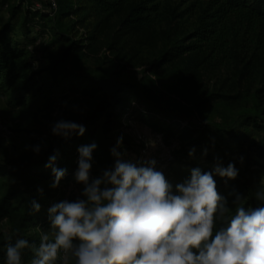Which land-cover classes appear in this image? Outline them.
<instances>
[{
  "label": "trees",
  "instance_id": "trees-1",
  "mask_svg": "<svg viewBox=\"0 0 264 264\" xmlns=\"http://www.w3.org/2000/svg\"><path fill=\"white\" fill-rule=\"evenodd\" d=\"M12 1L0 0V13L7 9L8 14L7 21L0 23V94L9 97L13 106L31 103L49 110L60 104L56 98L76 96L95 100L90 114L75 120L85 126L83 135L73 133L67 139L55 136L48 144L40 146L39 154L0 164V178L14 177L23 184L52 182L51 169L44 165L53 153L58 154L56 166L67 170L60 182L69 181L77 168V147L91 143L96 133L95 124L100 119L102 128L110 131L123 127L122 118L137 112L146 119L148 127L167 139L174 135V127L181 129V139L199 131L200 137L195 141L200 144L205 136L204 126L196 121L198 116L207 108L247 99L251 89L244 83L254 74L264 53V0H196L195 28L163 45L157 58L149 65L153 73L167 66H179L174 72L176 83L172 91L177 102L165 104L154 82L143 78L135 81L122 76L128 69L143 64L141 49L152 45L150 33L158 7L151 5V0ZM36 4L41 7L36 9ZM90 11L100 17L93 34L79 41L72 39L70 31L78 22L67 20L80 13L87 17ZM114 19L119 23L109 45V51L114 54L110 61L114 75L68 69L65 60L94 54L98 39ZM15 23H19L22 29L34 28L38 37H49V48L61 44L68 47L61 56L53 57L41 72L35 71L28 44L18 42L12 35ZM225 71L233 73V78L224 77ZM42 73L50 76L49 86L42 81ZM256 93L259 103L254 110L244 112L240 117L244 128L259 134L264 133V84ZM165 123L167 127L163 126ZM213 125L216 133L228 135L236 145L242 146V137L236 136L229 127ZM256 155L264 160V140L257 146ZM182 163L180 169L170 174L175 184L188 178L192 168L210 171L193 161L184 160ZM214 178L217 191L226 197L227 206L234 208L235 194L243 197L237 191L236 183L218 176ZM46 196L33 195L31 199L42 206V199ZM244 202L245 207H258L251 200ZM2 221L10 224L13 242L22 237L38 244L36 230L44 227L48 219L42 210L35 214L30 212L28 200L24 199L21 187L15 184L0 199V223ZM7 242V237L0 235V264L5 261ZM31 258L32 253L26 252L25 264H29Z\"/></svg>",
  "mask_w": 264,
  "mask_h": 264
},
{
  "label": "clouds",
  "instance_id": "clouds-1",
  "mask_svg": "<svg viewBox=\"0 0 264 264\" xmlns=\"http://www.w3.org/2000/svg\"><path fill=\"white\" fill-rule=\"evenodd\" d=\"M85 131L65 119L51 127L52 135L63 139ZM96 148L95 141L77 147L73 180L82 185L79 195L47 209L49 228L41 229L38 244L8 236L4 264H25L26 252L32 253L29 264H264V184L253 193L262 205L256 208L245 207L238 193L229 208L217 191L214 177L238 176L234 163L225 167L217 158L210 171L192 168L174 185L154 159H123V136H118L110 149L114 164L91 178ZM32 151L39 154L40 145ZM195 151L192 147L189 157ZM57 159L53 153L44 165L51 169L53 189L67 172L56 166ZM37 192L43 194V188ZM28 206L32 214L41 208L35 199Z\"/></svg>",
  "mask_w": 264,
  "mask_h": 264
},
{
  "label": "rangeland",
  "instance_id": "rangeland-1",
  "mask_svg": "<svg viewBox=\"0 0 264 264\" xmlns=\"http://www.w3.org/2000/svg\"><path fill=\"white\" fill-rule=\"evenodd\" d=\"M15 1L17 0L12 2ZM41 1L44 2L45 0ZM151 1V5L158 7L155 24L150 33L152 35V45H145L141 49L143 64L128 69L122 76L135 81L143 78L146 81L154 82L162 102L171 104L177 102L172 91L176 83L174 72L179 66H167L159 72L153 73L150 72L149 65L157 58L163 45L189 34L195 28L198 0ZM35 7L38 9L41 6L36 4ZM7 16V9H3L0 13L1 24L7 21ZM99 20L100 17L91 11L87 17H85V13H80L77 17H70L67 21L78 22L70 31V37L77 41L83 40L86 36L93 34ZM14 26L12 35L18 42L28 44L30 60L35 71L41 72L43 68L50 64L53 57L61 56L62 52L68 47L67 44H61L49 48V37H38V33L34 28L30 30L22 29L19 23L18 25L15 23ZM118 28L119 23L115 19L112 20L106 33L98 39L94 54L86 55L82 59L70 58L65 60L64 63L67 68L91 74L107 72L106 74L112 77L114 74L110 61L113 60L114 54L109 51V45L113 42ZM224 77L233 78V73L225 71ZM41 78L46 85L51 84L48 73H42ZM263 84L264 53L254 74L244 83L245 87L251 89V94L247 99L236 104L207 108L202 115L198 116L196 121L204 126L203 133L205 136L200 144L195 141L200 137L199 131L187 139H181V129L174 127L173 136L168 137V139L165 136L163 137L165 148H173L174 163L172 165L164 163L165 150L158 145L157 140L154 138L155 134L158 133L148 127L146 119L137 112L133 116L129 113V115L122 118L123 127L110 131H105L102 128V119H100L95 124L96 133L90 141H95L97 144L93 154L94 163L91 178L100 176L104 169L110 168L114 164V157L111 156L110 149L115 146L117 137L123 136V159L132 160L133 162L154 159L157 170L162 171L172 183L170 174L174 170L180 169L184 160L193 161L197 165L210 170L217 158L222 161L225 167L229 162L234 163L235 167L239 169V173L236 179L231 181L236 183L237 191L242 193L245 201L251 200L256 206H262L253 193L260 184H264V160L257 158L256 155V148L264 140V133H254L250 128H244L240 116L244 112L254 110L255 105L259 103V100L255 97L256 92L263 88ZM56 99L59 100L60 104L49 110L31 103L23 106H13L9 97L0 94V128L6 130V134L0 132V164L6 165L22 158L31 157L34 155L33 146H45L55 137L51 133V127L57 120L75 121L84 119L90 114L95 105V100L76 96ZM213 124H219L223 128L229 127L236 136L242 137V146L236 145L228 135L216 133ZM163 126L167 127L166 123ZM151 142H154V146H150ZM192 147H195L196 151L193 157H189L188 152ZM205 149H207V154L203 155ZM241 156L243 157V163L239 162ZM15 184L21 187L23 197L28 201L31 200L33 195H48L42 199L44 203L40 208L45 212L47 219V209L52 204L64 199L74 200L82 188V185L75 183L73 176L67 182H60L55 189L50 187L51 183L23 184L14 177H1L0 199L7 189ZM173 184L175 185V183ZM38 188H43V194L37 192ZM48 228L49 222L47 221L44 227L36 230V234H40L41 229L47 230ZM10 232V224L2 221L0 223V235L8 237L11 234Z\"/></svg>",
  "mask_w": 264,
  "mask_h": 264
},
{
  "label": "built area",
  "instance_id": "built-area-1",
  "mask_svg": "<svg viewBox=\"0 0 264 264\" xmlns=\"http://www.w3.org/2000/svg\"><path fill=\"white\" fill-rule=\"evenodd\" d=\"M53 8H55V4L52 5ZM0 132L3 134H6V130L4 128H0ZM154 138L157 140L158 145L165 150V156H164V163L166 165H172L174 163V156H173V148H165L164 142H163V136L162 134H155Z\"/></svg>",
  "mask_w": 264,
  "mask_h": 264
}]
</instances>
